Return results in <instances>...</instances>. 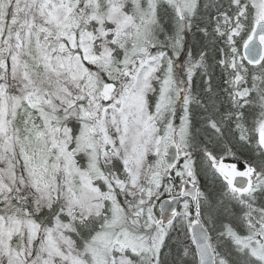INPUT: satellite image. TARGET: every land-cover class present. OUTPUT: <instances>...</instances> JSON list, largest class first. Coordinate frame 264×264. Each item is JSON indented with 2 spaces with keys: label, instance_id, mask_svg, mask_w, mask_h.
Listing matches in <instances>:
<instances>
[{
  "label": "snow or ice",
  "instance_id": "obj_1",
  "mask_svg": "<svg viewBox=\"0 0 264 264\" xmlns=\"http://www.w3.org/2000/svg\"><path fill=\"white\" fill-rule=\"evenodd\" d=\"M0 264H264V0H0Z\"/></svg>",
  "mask_w": 264,
  "mask_h": 264
}]
</instances>
